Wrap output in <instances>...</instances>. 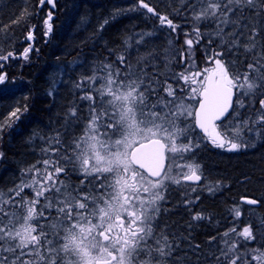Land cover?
<instances>
[{
    "label": "snow or ice",
    "instance_id": "1",
    "mask_svg": "<svg viewBox=\"0 0 264 264\" xmlns=\"http://www.w3.org/2000/svg\"><path fill=\"white\" fill-rule=\"evenodd\" d=\"M45 4L56 7L55 0H38L37 9ZM138 7L172 32L180 27L146 0H138ZM187 11L192 26L184 32L186 47L168 52L163 71L151 52L138 57L135 66L121 53L116 57L119 67L105 60L74 82L79 99L88 102L83 133L67 144L60 133L49 137L41 149L44 158L23 169L15 187L0 190V264H167L175 246L166 233L157 232L155 221L172 185H198L203 177L199 164L185 162L202 142H194V129L213 147L228 152L248 146L245 133L259 136L264 131V0H191ZM52 19L49 10L43 20L45 35L52 32ZM208 22L215 24L214 30L201 29ZM34 29L28 30L27 41L34 40ZM205 37L208 45L218 43L204 48L206 64L199 68L194 50ZM169 45L175 47L172 39ZM240 49L250 57L247 71H230L232 62L225 56L238 55ZM32 50L29 45L20 56L27 60ZM177 57L184 65L179 72L171 68ZM9 58L16 54L0 51V61ZM6 79L7 74L0 73V84ZM169 80L188 86L179 89L184 96H177ZM257 95L259 108L245 104V97L254 101ZM186 100H194L195 107ZM245 107L254 110V118L242 114ZM20 112L17 108L10 119H19ZM78 112V106L70 108L66 124L78 122ZM189 118L194 123H186ZM4 127L0 124V132ZM73 174L80 177L78 183L71 181ZM208 190L215 189L209 185ZM233 211L239 218L240 210ZM230 232L236 228L224 237ZM237 236L243 241L225 239L217 259L224 264H264V248L249 247L256 239L252 226H244Z\"/></svg>",
    "mask_w": 264,
    "mask_h": 264
},
{
    "label": "trees",
    "instance_id": "2",
    "mask_svg": "<svg viewBox=\"0 0 264 264\" xmlns=\"http://www.w3.org/2000/svg\"><path fill=\"white\" fill-rule=\"evenodd\" d=\"M134 1L138 2V0ZM146 2L158 13L167 15L179 24L177 31H169L166 26L159 28L158 18L147 13L146 9L137 15L130 14L131 7L128 5L133 3L132 0H55V8L45 4L44 8L39 10L38 0H0V51L3 54L10 51L16 54V58L0 61L2 65L0 73L7 74L6 82L0 85V124H5L3 132H0V150L3 151L0 153L3 154L2 162L5 164L0 173V189H5L6 185L11 186L19 181L18 167L31 161L27 159L29 152L26 145L30 136L34 137L35 133L47 130L46 134H51L52 137L57 134L56 130L60 127L63 129L60 132L61 139L67 138L66 117L72 107L78 106L80 119L70 124V130L76 132L77 136L83 133L82 128L88 120V102L79 99L81 93L74 87V82L82 76L91 75L94 66L108 60L119 67L116 57L121 53L126 55L128 61L135 66L138 57L147 53L145 50L153 47L148 52L153 51L152 54L157 57L156 63L163 71V57L158 56L159 52L164 53L160 51L165 46L161 38L172 39L176 44L177 36L184 37V32L188 29L183 28L179 19L182 17L183 20L185 17L183 7L186 3H191V0L187 2L146 0ZM123 3L127 7L121 16L117 15ZM49 10L53 13V28L48 41L44 34L43 20ZM29 12L33 14L29 15ZM22 13L23 19H20ZM183 22L189 26L187 20ZM33 25H35V38L27 41L26 34ZM211 25L212 23L208 22L201 24L200 27L202 30L212 31L215 26ZM141 32L142 34L154 32V35L138 44L135 36ZM206 39L207 37L203 40ZM217 42L218 40L215 43ZM215 43L208 45L205 41L203 46L195 47L194 60L199 67L206 62L203 57L204 52L201 54V50L204 46L213 48L216 46ZM29 45L33 50L29 53L27 64L24 63L20 53ZM243 56L245 57L243 49H240L238 55H233L231 52L232 63L238 61L237 57L243 58ZM178 63L182 62L178 60ZM246 66L236 67L230 71H247ZM178 67L181 68L180 65ZM148 71L152 72L153 69L148 68ZM175 71L181 70L175 68ZM175 81L176 84L184 83L182 80ZM54 85H58L57 90L50 96L49 92ZM260 98L258 96L253 101L258 107ZM25 107L27 111L23 110ZM17 108L21 109L20 123L13 130L6 132L7 124L10 123L8 118ZM52 127L57 129L49 131ZM252 145L249 150L231 154L209 146H205L204 151L197 153L199 157H204V163L201 164L203 178L207 183L216 186L217 190L215 196L210 194L201 197L200 200L198 197L192 202V208L198 209L195 214L207 216L205 222L202 219L191 221L186 217L188 211L185 209L173 210L161 220V224L166 222L174 231L167 234L173 244L184 242L186 246L190 243L194 248L192 252L195 254L196 264L218 262L217 257L221 256V249L225 247L222 243L225 239L220 244V236L233 227L236 228V232L230 233L237 236L244 226L251 225L256 239L251 241L249 247L264 248V223H262L264 222V131ZM36 152L39 154L40 148ZM29 164L26 163V166ZM176 196L178 202H183L182 195V198L178 194ZM242 198L255 199L261 203L260 208L255 210L256 214L251 213L252 209L240 202ZM236 208L241 212L239 218L234 215L233 210ZM232 221L234 224L231 225ZM193 223L196 227L191 230ZM213 237L215 239H212ZM238 239L243 241V237ZM229 241L231 242L232 239ZM174 246L173 253L176 254L172 253L167 261L177 260L178 264H183V260L187 261L190 258L189 254L182 245Z\"/></svg>",
    "mask_w": 264,
    "mask_h": 264
},
{
    "label": "rangeland",
    "instance_id": "3",
    "mask_svg": "<svg viewBox=\"0 0 264 264\" xmlns=\"http://www.w3.org/2000/svg\"><path fill=\"white\" fill-rule=\"evenodd\" d=\"M133 1V3L132 4H127L129 7H131V11H130V14L131 13H134L135 15H137V14H140V13H142V10H143V8H139L138 7V2H135L134 0H132ZM121 9L119 10V13L117 14V15H122L123 13H124V11H125V7H127V6H125V3H123L121 6ZM184 13H186L185 14V17H183V20L185 21V20H187L188 21V23H189V26H187V25H185V24H183L184 22H183V20H182V17L179 19L180 20V23L183 25V28H186V29H188V31H191V26H192V20H191V14L187 11V9H188V3H186L185 5H184ZM187 17V18H186ZM155 23V22H154ZM212 23V22H211ZM160 24V23H159ZM159 24H157L158 25V27L159 28H161L162 27V25H159ZM212 27H214L215 26V24L214 23H212V25H211ZM208 27V26H207ZM216 27V26H215ZM158 28V29H159ZM157 29V30H158ZM208 29V28H207ZM156 30V31H157ZM169 31H171V29H168ZM156 31H154V32H156ZM161 31V30H160ZM160 31H158V32H160ZM208 31H211V30H209L208 29ZM225 31H227L226 29H225ZM154 32H146V33H143V34H145L144 35V38H143V40L141 41V42H145L147 39L149 40V37L150 36H153L154 35ZM136 33V32H135ZM140 34H142V32L140 33ZM140 34H138V35H136L135 37L137 38V40L139 39V36H140ZM51 35V34H50ZM159 38H161V37H159ZM184 39H185V37H181V36H179V38L178 39H176L175 38V43L176 44H174L175 45V47H170V45H169V40L170 39H163V38H161V40H162V42L163 43H165V46L163 47V48H161L160 49V51L161 52H164V53H158V56H161V57H163V61H164V63H165V56L168 54V52H175L176 51V49H178V48H181V47H186V45H184ZM208 39V38H207ZM207 39L205 40V41H207ZM205 41L204 40H202L201 41V43H200V47L201 46H203L204 44H205ZM133 42V41H132ZM218 43V42H217ZM208 44V43H207ZM214 45V44H213ZM215 45H216V43H215ZM195 47H198V45H196ZM206 46H204V48H205ZM148 49V48H147ZM153 49V47H151V49H148V50H145V52H147L148 53V51H150V50H152ZM196 49V48H195ZM204 52V49H202L201 50V54ZM152 53H153V51H152ZM194 59H195V52H194ZM226 59V61H229V62H232V57H231V52H228L227 53V58H225ZM178 60H179V58L177 57L175 60H174V62L171 64V66H172V69L175 71V68H178L179 70H182L183 69V64L182 63H178ZM28 61H29V58L27 59V60H25L24 59V63H28ZM195 61V60H194ZM205 64H206V62H204V64L202 65V66H198L197 65V61H195V65L197 66V67H199V68H203L204 66H205ZM178 65H180L181 66V68H179L178 67ZM230 68L231 69H235L236 68V66H235V64H233V63H231V66H230ZM160 79L162 80V79H164V77L162 78V77H160ZM6 82V81H5ZM169 83H171L172 85H173V87L176 89V94H177V96L178 97H180V96H184V93L183 92H181L179 89H180V87L181 86H183V87H185V88H187L188 86L187 85H185L184 83L182 84V83H179V82H177L178 84H176V81L175 80H169ZM59 84V83H58ZM2 85V84H1ZM57 86L58 85H54V88L51 90V92H52V94H54V92H55V90H57ZM161 95H165L164 93H161ZM259 95H257L256 97H255V99L258 97ZM167 99H172L171 97H166ZM245 99V104L246 105H248L249 103H254L252 100H250L248 97H245L244 98ZM186 103H189V104H191L192 106H193V108L195 107V101L194 100H186ZM255 104V103H254ZM255 107L256 108H259L258 107V104L256 105L255 104ZM88 112V111H87ZM241 112H242V114L243 115H249L250 113L253 115V118H254V116H255V113H254V110H252V109H250V108H248V107H245L244 109H241ZM88 115H89V112H88ZM18 116H19V119H16L15 117H11V119H10V123H11V126L10 127H6V132H9V131H11V130H13L19 123H20V120H21V117H22V115H20V114H18ZM73 120H75V118H73ZM186 123H188V124H192L193 123V121L191 120V118H189L187 121H186ZM67 125V128L66 129H70L71 127L68 125V124H66ZM73 126H75V125H73ZM85 126H86V124L83 126V128H82V131L84 130V128H85ZM54 129L55 128H51V129H49V131H54ZM195 130V129H194ZM77 131V130H76ZM60 132H62V131H60ZM263 132V131H262ZM262 132L260 133V135L262 134ZM45 132H41V133H35V135H34V137H35V141H39L40 143H41V145H42V147L40 148V153H39V155H37V157H38V159L40 158V160L41 159H43L44 157H43V153L41 152V149L43 148V147H45L46 145H44L43 143H42V141H41V139L43 138V134H44ZM260 135L258 136V135H256L255 133H252V134H248V133H245V141H247V143H248V146L247 147H244V148H241V150H239V151H236V152H241V151H245V150H249L250 149V147H253V143H254V141L256 140V139H258L259 137H260ZM54 136H56V134H54ZM54 136H52V137H54ZM192 136L194 137V142H195V140H201V138L199 137V135L197 134V133H195L194 131L192 132ZM66 144L70 141L68 138H65L64 140H63ZM202 141V140H201ZM205 142L206 143H204L203 141L201 142V145H200V147L199 148H196V149H194L190 154H188L189 156H190V159H188V160H186L185 162L186 163H197V164H199L200 166H202L201 164L202 163H204V157L203 158H201V157H199L198 155H197V153L198 152H200V151H204V149H205V144H207L208 146H211V147H213L212 145H211V143H209L208 142V140H205ZM213 148H215V149H218V150H224L225 152H226V150L225 149H221V148H216V147H213ZM38 149H35V151H37ZM0 152H3V151H1L0 150ZM236 152H233V153H236ZM3 156H0V173H1V171H2V169H3V167L5 166V164H4V162H2L3 161ZM33 164H36V163H30L29 165H27L26 166V168H28L29 166H31V165H33ZM38 167L40 166V165H37ZM25 169V168H24ZM21 173H22V171H20L19 172V174H20V179H19V181H16V182H14V184H11V186H9V187H6L5 189H0V190H3V191H5V192H7V190L8 189H10V188H13V187H15L18 183H20V180H21ZM70 179H71V181L73 182V183H78V181H79V179H80V177L78 176V175H76V174H73L71 177H70ZM209 185H211L210 183H207V181H205V182H203V184H202V186H197L196 188H198V189H196L195 191H191V188H187L186 186H176V185H172L170 188H169V190L165 193V201H163L162 202V208H161V212H160V214H159V216L157 217V219H156V221H155V224H156V228H157V232L159 233V232H164V233H166V234H168V233H172V232H174L173 230H172V228L169 226V225H167L166 224V222H164V223H162L161 224V220H162V218L164 217V215H168L169 214V212H171V211H173V210H178V209H185V210H187L188 211V215L186 216L188 219H190L191 221H194V219H193V216L194 215H196L195 214V212H197L198 211V209L197 210H195L194 208H192V203H190V204H186L185 203V199H187V198H189V199H191L192 200V202H194V201H196L197 199H198V197H199V199L198 200H200V198L201 197H206L207 195H210V194H215V192L217 191L216 190V186H213L214 187V191H209L208 190V186ZM25 194H27V195H29V196H31V190L30 189H25ZM179 195L180 196V198H182V200L181 201H183V202H178L179 200H178V197L176 196V195ZM181 195H182V197H181ZM21 212H23V209H21L20 210ZM193 211V212H192ZM192 212V213H191ZM251 213H253V214H256V213H254L253 211H251ZM203 217H205L204 219H202V220H204L203 222H205L208 218H207V216L206 215H202ZM232 219H233V217H232ZM231 225L232 224H234V222L232 221L231 223H230ZM192 225H194L195 226V224L193 223ZM217 227V226H216ZM194 228L195 227H193V228H191V230H194ZM238 230V229H237ZM240 231H242V230H240ZM230 234V233H229ZM226 238H228V237H224V233L222 234V236H220V239H219V241H220V244H221V241H223L224 239H226ZM237 238H238V236H237ZM240 238V237H239ZM227 240H229V239H227ZM218 241V242H219ZM189 243V242H188ZM223 243V242H222ZM175 244H178V245H182V247H185V251L193 258L194 257V253L192 252V251H194L193 249V247L190 245V243L189 244H187L186 246L184 245V242H183V244H181V243H175ZM174 244V245H175ZM219 244V245H220ZM173 254H176V253H173ZM181 256V255H180ZM169 259V258H168ZM192 260H194V259H192ZM218 262H215L214 264H220V263H223L224 261H223V259L221 258V259H219V260H217ZM219 261H220V263H219ZM183 262V264H193L192 263V261H191V259H188L187 261L186 260H183L182 261ZM167 264H178V262H177V260H171V261H167ZM194 264H196V262H194ZM199 264V263H198Z\"/></svg>",
    "mask_w": 264,
    "mask_h": 264
},
{
    "label": "bare ground",
    "instance_id": "4",
    "mask_svg": "<svg viewBox=\"0 0 264 264\" xmlns=\"http://www.w3.org/2000/svg\"><path fill=\"white\" fill-rule=\"evenodd\" d=\"M210 54V53H209ZM203 57L206 59V57H205V52H204V54H203ZM225 58H227V54H226V56H225ZM237 59H238V61L236 60L235 62H234V64H235V66L236 67H242V66H244V65H247L248 63H249V58H246V57H244L243 56V58L242 57H237ZM226 60V59H225ZM30 63V62H29ZM28 64V63H27ZM231 69V68H230ZM54 95V94H53ZM51 96V95H50ZM234 100H235V97H234ZM18 114H20V113H18ZM8 119H10V116H9V118ZM59 124V123H58ZM57 127V126H56ZM55 127V129H57ZM63 129H61L60 127L58 128V130H56V132L58 133H60V131H62ZM47 131V130H46ZM46 131L44 130V134H43V138L41 139V141H42V143L44 144V145H46V142H47V139L49 138V137H51V134L50 135H47L46 134ZM65 133H66V135H67V138L69 139V140H71L74 136H77L76 135V132L75 133H73V130L71 129H65ZM75 134V135H74ZM33 136H30V140H28L27 142H26V145H27V150H28V152H29V154H28V160L29 159H31V161L29 160V162H26V163H36L38 160H40V158L38 159V157H37V155H39L36 151H35V149H39V148H41L42 147V145H41V143L39 142V141H35V137H33ZM204 146H206V147H208V145L207 144H205ZM209 147H211V146H209ZM211 148H213V147H211ZM220 151H222V152H225L224 150H220ZM36 152V153H35ZM226 152H228V151H226ZM228 153H233V152H228ZM26 163L24 164V165H21V166H19L18 167V169H17V171L18 172H20V171H22L25 167H26ZM201 172L203 173V169H202V166H201ZM204 180L206 181V179L204 178ZM10 185H6L5 187H9ZM212 196H215V194H213ZM249 199H251V198H249ZM257 201V200H256ZM240 202L242 203V204H244V205H246L247 207H249L250 209H252L251 211H253L254 213H255V210H257V209H259L260 208V206H261V203L258 201V203L256 204V205H254V206H251V205H248V204H246V203H244L243 202V200L241 199L240 200ZM189 225V224H188ZM192 226V228L193 227H196V226H194V225H191ZM191 227H189V229H190ZM226 239H229V240H234V239H238L237 238V236H233V233H230L229 234V236H228V238H226ZM189 259H191V261H192V263H194L195 261H196V263H197V260L193 257H191L190 255H189ZM192 259H194V260H192Z\"/></svg>",
    "mask_w": 264,
    "mask_h": 264
},
{
    "label": "flooded vegetation",
    "instance_id": "5",
    "mask_svg": "<svg viewBox=\"0 0 264 264\" xmlns=\"http://www.w3.org/2000/svg\"><path fill=\"white\" fill-rule=\"evenodd\" d=\"M187 187L193 188V186H191L189 183L186 185ZM202 186V185H201ZM196 188V187H195ZM198 189V188H196Z\"/></svg>",
    "mask_w": 264,
    "mask_h": 264
},
{
    "label": "water",
    "instance_id": "6",
    "mask_svg": "<svg viewBox=\"0 0 264 264\" xmlns=\"http://www.w3.org/2000/svg\"><path fill=\"white\" fill-rule=\"evenodd\" d=\"M198 130L200 131V129L198 128ZM201 132V131H200ZM165 164H166V161H165ZM247 204V203H246ZM249 205V204H248ZM256 205V204H255ZM251 206H254V205H251Z\"/></svg>",
    "mask_w": 264,
    "mask_h": 264
}]
</instances>
